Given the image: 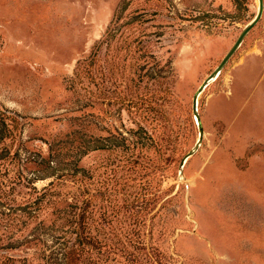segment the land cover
Here are the masks:
<instances>
[{
  "label": "rangeland",
  "instance_id": "rangeland-1",
  "mask_svg": "<svg viewBox=\"0 0 264 264\" xmlns=\"http://www.w3.org/2000/svg\"><path fill=\"white\" fill-rule=\"evenodd\" d=\"M259 5L0 0V264H264Z\"/></svg>",
  "mask_w": 264,
  "mask_h": 264
},
{
  "label": "water",
  "instance_id": "water-1",
  "mask_svg": "<svg viewBox=\"0 0 264 264\" xmlns=\"http://www.w3.org/2000/svg\"><path fill=\"white\" fill-rule=\"evenodd\" d=\"M260 5L261 6H263V0H260ZM261 15H262V11H260L258 14H257V16H256V18L253 20V22H252V25H251V27H253L257 22H258V20L260 19V17H261ZM251 27H249V28H251ZM249 30H247V28L242 32V35H241V39L244 37V35L248 32ZM239 39V38H238ZM228 58H229V54L221 61V65L212 73V75H216V76H218L219 74H220V72H221V69L223 68V66L225 65V63L228 61ZM208 81H209V79H207V80H205L202 84H201V86L199 87V89L196 91V93L194 94V97H193V110H194V115H195V117H196V121H197V124H198V127H199V130H200V132H201V135H200V138H199V140H202V135H203V124H202V120H201V118H200V115L198 114V112H197V105H198V96L200 95V93L202 92V90L208 85L207 83H208ZM198 143H199V141H198ZM196 147V146H195ZM193 150H194V148L190 151V153H188L185 157H184V159L182 160V162H181V166L183 165V163H184V160H185V158L187 157V156H189V155H191L192 154V152H193Z\"/></svg>",
  "mask_w": 264,
  "mask_h": 264
},
{
  "label": "bare ground",
  "instance_id": "bare-ground-1",
  "mask_svg": "<svg viewBox=\"0 0 264 264\" xmlns=\"http://www.w3.org/2000/svg\"><path fill=\"white\" fill-rule=\"evenodd\" d=\"M260 1V0H259ZM260 11H262V14H263V11H264V8H263V6H261V5H259V9H258V13L260 12ZM257 13V14H258ZM257 16V15H256ZM262 16V15H261ZM256 18V17H255ZM254 18V19H255ZM253 19V20H254ZM253 20L250 22V23H248L247 24V26L244 28V30L247 28V30H251L253 27H251V25H252V22H253ZM249 27H251V28H249ZM243 30V31H244ZM242 31V32H243ZM248 31V32H249ZM247 32V33H248ZM247 33L244 35V37L241 39L240 37H241V35H242V33H241V35H240V37H239V39H238V41L236 42V44L233 46V48L231 49V51L228 53L229 54V57L238 49V47L241 45V43H242V41H243V39L245 38V36L247 35ZM229 59V58H228ZM217 76L216 75H210L209 77H207L205 80H207V79H209V81H208V83L207 84H209L211 81H213L215 78H216ZM204 80V81H205ZM201 86V85H200ZM199 89V88H198ZM197 89V90H198ZM205 89V88H204ZM204 89L202 90V92L204 91ZM201 92V93H202ZM196 93V92H195ZM201 93H200V95H201ZM199 95V96H200ZM199 96H198V102H199ZM197 112H198V105H197ZM198 114H199V112H198ZM200 141L201 140H199V143H197V145H196V147H194V150H193V152H192V154L195 152V150H196V148L199 146V144H200ZM191 154V155H192ZM191 155H189V156H187L186 158H185V160H184V163H183V165L181 166V168L183 169V167H184V165L186 164V162H187V160H188V158L191 156Z\"/></svg>",
  "mask_w": 264,
  "mask_h": 264
}]
</instances>
